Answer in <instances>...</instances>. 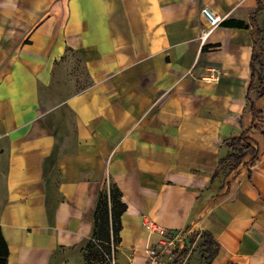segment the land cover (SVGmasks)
<instances>
[{"label":"crops","instance_id":"crops-1","mask_svg":"<svg viewBox=\"0 0 264 264\" xmlns=\"http://www.w3.org/2000/svg\"><path fill=\"white\" fill-rule=\"evenodd\" d=\"M203 8L224 18L205 38ZM255 26L264 0H0L6 264H79L110 182L126 205L115 264H145L151 226L188 248L182 264H204L203 232L210 264H264ZM244 129L257 160L212 177Z\"/></svg>","mask_w":264,"mask_h":264},{"label":"trees","instance_id":"trees-1","mask_svg":"<svg viewBox=\"0 0 264 264\" xmlns=\"http://www.w3.org/2000/svg\"><path fill=\"white\" fill-rule=\"evenodd\" d=\"M240 26L248 25L239 22ZM264 28L255 26L252 30V52L250 57L251 80L246 95V105L257 123L254 128L261 130L262 112L256 107L255 101L251 98L250 92L255 88V99H259L264 94ZM257 79V85L254 80ZM249 129H244L239 136L229 138L226 142L230 152L219 160L218 168L212 177H215L219 168L228 167L229 171L234 170L243 161L246 156L250 157V163L253 165L258 158V149L254 142L247 135ZM126 210V205L121 200V192L116 184L110 182L104 186L98 194L94 207V224L90 238L86 243V248L96 249V246L102 248V252L108 259L114 258L120 243L121 215ZM202 256L204 264H210L218 251V244L209 232L202 233ZM104 249V250H103ZM8 246L0 229V264L7 263ZM94 254V253H93ZM188 254V248L185 246L178 256L174 252L172 264H182L183 259ZM180 257V258H179Z\"/></svg>","mask_w":264,"mask_h":264},{"label":"built area","instance_id":"built-area-1","mask_svg":"<svg viewBox=\"0 0 264 264\" xmlns=\"http://www.w3.org/2000/svg\"><path fill=\"white\" fill-rule=\"evenodd\" d=\"M201 15L205 18L207 22L206 29L202 32V38H205L211 30L219 25L223 21L222 16L213 14L208 8H203L201 10ZM154 231H157L161 235L159 241L149 246L145 251L146 262L145 264H172L174 259V252H178V256L181 253L182 249L176 245V240L174 237L166 232L164 229L159 226H151ZM180 258V257H179ZM112 264H115V260H112Z\"/></svg>","mask_w":264,"mask_h":264},{"label":"rangeland","instance_id":"rangeland-1","mask_svg":"<svg viewBox=\"0 0 264 264\" xmlns=\"http://www.w3.org/2000/svg\"><path fill=\"white\" fill-rule=\"evenodd\" d=\"M86 243L80 249L82 260L79 264H112L114 258L108 259L100 246H96V249L90 250L86 248Z\"/></svg>","mask_w":264,"mask_h":264}]
</instances>
